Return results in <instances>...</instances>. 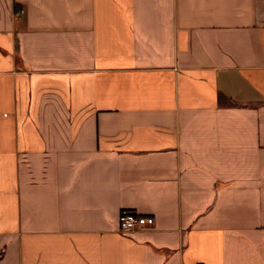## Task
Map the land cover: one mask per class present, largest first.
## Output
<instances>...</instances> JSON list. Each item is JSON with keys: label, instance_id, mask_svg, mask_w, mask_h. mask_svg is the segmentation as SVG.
Segmentation results:
<instances>
[{"label": "crops", "instance_id": "crops-1", "mask_svg": "<svg viewBox=\"0 0 264 264\" xmlns=\"http://www.w3.org/2000/svg\"><path fill=\"white\" fill-rule=\"evenodd\" d=\"M0 264H264V0H0Z\"/></svg>", "mask_w": 264, "mask_h": 264}, {"label": "built area", "instance_id": "built-area-1", "mask_svg": "<svg viewBox=\"0 0 264 264\" xmlns=\"http://www.w3.org/2000/svg\"><path fill=\"white\" fill-rule=\"evenodd\" d=\"M155 219L151 215L140 214L137 211L124 209L119 215V228L123 233L152 227Z\"/></svg>", "mask_w": 264, "mask_h": 264}]
</instances>
